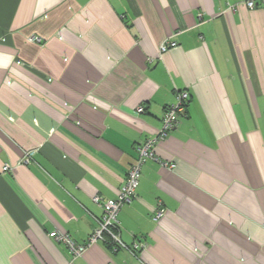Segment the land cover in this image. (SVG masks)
Here are the masks:
<instances>
[{"label":"crops","instance_id":"crops-1","mask_svg":"<svg viewBox=\"0 0 264 264\" xmlns=\"http://www.w3.org/2000/svg\"><path fill=\"white\" fill-rule=\"evenodd\" d=\"M243 1L0 0V264H264V5ZM178 90L173 167L145 161L118 212L143 248L74 256L52 235L86 241Z\"/></svg>","mask_w":264,"mask_h":264},{"label":"built area","instance_id":"built-area-1","mask_svg":"<svg viewBox=\"0 0 264 264\" xmlns=\"http://www.w3.org/2000/svg\"><path fill=\"white\" fill-rule=\"evenodd\" d=\"M239 5H244L249 9L256 8L260 5H264V0H244L241 3H236L229 5L228 8L232 11L236 10ZM31 41L41 43L42 39L40 37L32 36ZM174 41H165L161 44L159 52H165L169 47L175 46ZM189 99V94L186 90H178L175 93L174 102L167 105L164 109L161 118V126L155 136L146 139L142 143L138 144L135 148L136 158L131 164L125 180L120 187L118 194L115 198L100 199L98 196L93 197V201L97 203L101 210V216L98 220L97 226L93 229L92 233L88 236L86 241L82 244H76L68 234L57 231L52 236L55 240L63 242L68 246L69 250L74 256L81 255L87 248L94 245L98 240L104 238H109L111 244L115 249L123 248L131 253H135L136 250L142 249L143 244L140 242H134L131 246L125 244L118 233L119 221L117 218L120 208L131 202V200L136 196V188L139 183V177L141 172V167L145 161L151 159L159 161L160 165L163 167L172 168L173 164L171 162L161 161L155 155V146L160 141L165 140L169 134L177 127L179 118L186 115V105ZM138 113L143 111V107L140 106L136 110ZM31 152L27 151L22 157L23 162H27L30 159ZM12 167L5 164L2 171L11 170ZM165 214V209L162 207L161 201H158L152 219L158 221ZM264 227V224H263Z\"/></svg>","mask_w":264,"mask_h":264},{"label":"trees","instance_id":"trees-1","mask_svg":"<svg viewBox=\"0 0 264 264\" xmlns=\"http://www.w3.org/2000/svg\"><path fill=\"white\" fill-rule=\"evenodd\" d=\"M137 189V188H136ZM117 217H118V215H117Z\"/></svg>","mask_w":264,"mask_h":264}]
</instances>
